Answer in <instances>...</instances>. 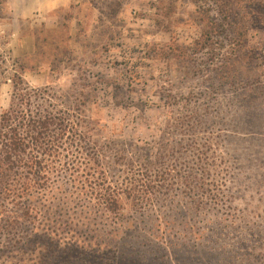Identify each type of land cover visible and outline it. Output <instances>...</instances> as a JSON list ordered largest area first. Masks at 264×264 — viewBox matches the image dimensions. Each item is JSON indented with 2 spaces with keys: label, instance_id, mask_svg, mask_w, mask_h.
I'll list each match as a JSON object with an SVG mask.
<instances>
[{
  "label": "rangeland",
  "instance_id": "374dc122",
  "mask_svg": "<svg viewBox=\"0 0 264 264\" xmlns=\"http://www.w3.org/2000/svg\"><path fill=\"white\" fill-rule=\"evenodd\" d=\"M226 2L73 0L15 48L3 35L0 115L20 70L90 138L0 201V264H264V0Z\"/></svg>",
  "mask_w": 264,
  "mask_h": 264
},
{
  "label": "trees",
  "instance_id": "16d2710c",
  "mask_svg": "<svg viewBox=\"0 0 264 264\" xmlns=\"http://www.w3.org/2000/svg\"><path fill=\"white\" fill-rule=\"evenodd\" d=\"M226 1L221 0L220 4L224 18L232 12ZM205 18L206 29L197 43V49L200 51L210 48L220 32L219 25L213 22L209 14H206ZM21 74L20 70L12 74L11 105L0 115V201L3 202L10 200L20 203L30 190L45 187L46 178L41 175L45 169L42 160L63 154L67 151L65 145L68 142L83 145L90 138L89 134L83 131L82 122L79 119L73 120L69 113L41 110V100L49 97L48 89L31 88ZM19 169L37 179L34 186L31 180L26 181V175L17 174ZM36 217L29 210L20 217H14V220L35 221ZM72 253L46 252L40 262L33 263L61 264L70 260ZM129 257L125 264H148L147 261H140L143 255L138 257L137 252H132Z\"/></svg>",
  "mask_w": 264,
  "mask_h": 264
},
{
  "label": "crops",
  "instance_id": "0c3cea01",
  "mask_svg": "<svg viewBox=\"0 0 264 264\" xmlns=\"http://www.w3.org/2000/svg\"><path fill=\"white\" fill-rule=\"evenodd\" d=\"M73 0H0V40L6 35L15 48L35 27L55 25L56 14L71 7ZM5 37V38H6Z\"/></svg>",
  "mask_w": 264,
  "mask_h": 264
}]
</instances>
